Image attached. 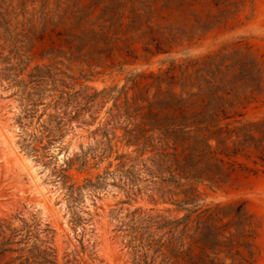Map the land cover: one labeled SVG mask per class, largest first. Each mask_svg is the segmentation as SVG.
<instances>
[{
    "label": "rangeland",
    "instance_id": "obj_1",
    "mask_svg": "<svg viewBox=\"0 0 264 264\" xmlns=\"http://www.w3.org/2000/svg\"><path fill=\"white\" fill-rule=\"evenodd\" d=\"M2 247L264 264V0H0Z\"/></svg>",
    "mask_w": 264,
    "mask_h": 264
},
{
    "label": "trees",
    "instance_id": "obj_2",
    "mask_svg": "<svg viewBox=\"0 0 264 264\" xmlns=\"http://www.w3.org/2000/svg\"><path fill=\"white\" fill-rule=\"evenodd\" d=\"M192 178H197V179H204V176H203V173L201 172H194L192 174ZM206 178H207V173H206ZM193 200V199H192ZM188 201H185V203H187ZM181 205V204H179ZM6 244V242L4 243ZM8 249H11V248H6V247H2L1 250H0V254H2L5 250H8ZM51 250L53 251V249L51 248ZM51 250H45V252L42 254V253H38L39 257L42 258V261L43 263H52V264H57L56 261H55V255L53 254V252ZM21 257V256H19ZM36 258V257H35ZM28 264L29 263V259L27 257H25L24 259L21 260L20 264Z\"/></svg>",
    "mask_w": 264,
    "mask_h": 264
}]
</instances>
